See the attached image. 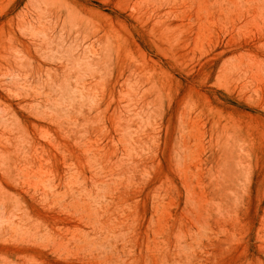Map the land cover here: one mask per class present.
<instances>
[{"label":"rangeland","instance_id":"374dc122","mask_svg":"<svg viewBox=\"0 0 264 264\" xmlns=\"http://www.w3.org/2000/svg\"><path fill=\"white\" fill-rule=\"evenodd\" d=\"M0 264H264V0H0Z\"/></svg>","mask_w":264,"mask_h":264}]
</instances>
